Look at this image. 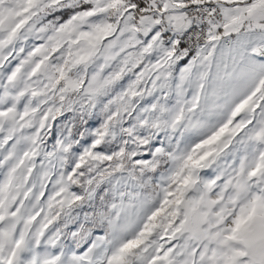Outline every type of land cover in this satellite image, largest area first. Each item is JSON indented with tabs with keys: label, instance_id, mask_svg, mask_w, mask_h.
<instances>
[{
	"label": "snow or ice",
	"instance_id": "snow-or-ice-1",
	"mask_svg": "<svg viewBox=\"0 0 264 264\" xmlns=\"http://www.w3.org/2000/svg\"><path fill=\"white\" fill-rule=\"evenodd\" d=\"M0 264H264V0H0Z\"/></svg>",
	"mask_w": 264,
	"mask_h": 264
}]
</instances>
